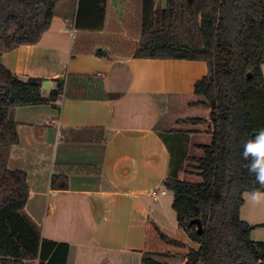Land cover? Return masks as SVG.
Masks as SVG:
<instances>
[{
	"label": "trees",
	"instance_id": "16d2710c",
	"mask_svg": "<svg viewBox=\"0 0 264 264\" xmlns=\"http://www.w3.org/2000/svg\"><path fill=\"white\" fill-rule=\"evenodd\" d=\"M60 0H0V256L34 258L41 264H67L70 244L42 237L40 227L25 212L30 195L26 171L7 163L10 147L19 142L13 110L65 97L103 98L100 75L69 74L67 82L44 94L43 77L23 78L1 61V55L23 45L37 44L48 31ZM125 0L123 23L137 42L77 39L74 53L132 56L149 59L204 61L207 75L194 86V102L210 109V118L190 117L184 122H210L212 141L199 145L204 156L192 158L202 182L179 177L188 160L190 134L195 129H164L159 135L170 154L164 185L173 192L172 207L179 228L195 245L156 227L168 244L188 248L186 254L146 252L145 264H170L159 257L182 258L184 264H259L264 262V240L251 237L260 225L241 217L245 192L259 188L241 156L243 144L264 129V0ZM107 0H79L72 26L99 32L106 24ZM90 130H78L74 141L93 140ZM98 135L102 138L101 134ZM99 138V139H101ZM191 160V159H190ZM53 175L52 187L67 188L69 173H101L97 167L65 166ZM204 226L200 235L193 219Z\"/></svg>",
	"mask_w": 264,
	"mask_h": 264
},
{
	"label": "crops",
	"instance_id": "0c3cea01",
	"mask_svg": "<svg viewBox=\"0 0 264 264\" xmlns=\"http://www.w3.org/2000/svg\"><path fill=\"white\" fill-rule=\"evenodd\" d=\"M113 1L107 0L105 28L95 32L72 26L79 0H60L37 44L1 55L2 63L14 73L43 77L51 82L50 89L69 74L101 73L103 98L65 97L62 105L48 101L13 110L19 142L8 151V166L27 173L30 195L25 212L40 227L42 237L70 244L67 264H145L146 252L186 254L184 247L176 250L156 230L189 244L179 225L168 228L163 204L156 206L169 192L170 205L174 199L164 185L171 154L159 131L195 129L190 134L189 158L179 174L191 182L203 180L192 158L203 157L199 145L212 141L210 122H184L190 117L210 118L209 108L194 103L199 99L195 83L210 71L206 62L74 53L77 39L100 40L99 45L105 46L111 39L109 25L126 29L125 0L119 10L115 4L116 17L110 14ZM115 37L137 42L130 34ZM50 89L43 88L46 96ZM78 130L92 131L93 140H72ZM69 165L97 167L101 173L73 171L67 188H53V175ZM153 188L167 193L155 201ZM255 213L241 210V217L264 226V204L256 205ZM169 258L185 263L182 258Z\"/></svg>",
	"mask_w": 264,
	"mask_h": 264
},
{
	"label": "rangeland",
	"instance_id": "374dc122",
	"mask_svg": "<svg viewBox=\"0 0 264 264\" xmlns=\"http://www.w3.org/2000/svg\"><path fill=\"white\" fill-rule=\"evenodd\" d=\"M113 2H114V5H113V3H111V5H113V7L110 10V12H111L110 14H112V16H115L116 5H117L118 10L121 9L124 0H118L117 3H115V1H113ZM166 3H167V0H157L156 6L159 8L161 6H165ZM107 30L110 31V33H109V36L111 35L110 40H115L117 38L115 36H117V35H119L120 37H125V35L130 34L129 31L127 29L122 28L121 25H119L117 27L109 25ZM247 194L245 196L246 197L245 199L247 202L241 207V210L243 211V214H249V215L255 216L256 215V213H255L256 212V205H253L249 202ZM171 196H172V194H171V192H169V195L164 196L160 201H157V203H156V206L161 205V203L163 204L164 212H166L165 215L167 216V220H168V226H170L168 228H171L172 226L177 227V225H178V219H177L176 211L174 210L172 205L169 204V200L171 199ZM163 199L166 202L163 203ZM254 220H257V219H254ZM185 234H186V239L189 241V244L197 246V244H195L191 241V239L188 237L187 233H185ZM251 237L254 240H264V226L255 227L252 230ZM174 247L176 250H178V246L175 245ZM185 250L187 251L188 248H185ZM160 258L166 260L167 262H169L171 264H179L178 262H176L178 260H174L171 258H164L163 256Z\"/></svg>",
	"mask_w": 264,
	"mask_h": 264
},
{
	"label": "clouds",
	"instance_id": "9594fccd",
	"mask_svg": "<svg viewBox=\"0 0 264 264\" xmlns=\"http://www.w3.org/2000/svg\"><path fill=\"white\" fill-rule=\"evenodd\" d=\"M241 156L248 161V171L255 176V183L260 185L247 194L248 200L253 205L264 204V129L243 144Z\"/></svg>",
	"mask_w": 264,
	"mask_h": 264
},
{
	"label": "built area",
	"instance_id": "2783aa9c",
	"mask_svg": "<svg viewBox=\"0 0 264 264\" xmlns=\"http://www.w3.org/2000/svg\"><path fill=\"white\" fill-rule=\"evenodd\" d=\"M98 75H101V73H98ZM65 82H67V77H65ZM64 99H65V94H62L57 102L59 105H62L64 103ZM167 190L165 189H157V188H153L151 190V196L152 198L156 201L159 199L160 195L162 194H166ZM41 259L40 256L38 257H34V258H15V257H6V256H0V264H41Z\"/></svg>",
	"mask_w": 264,
	"mask_h": 264
},
{
	"label": "water",
	"instance_id": "95a60500",
	"mask_svg": "<svg viewBox=\"0 0 264 264\" xmlns=\"http://www.w3.org/2000/svg\"><path fill=\"white\" fill-rule=\"evenodd\" d=\"M50 87H51V82L50 81H45L44 83H43V88L44 89H50ZM257 132H254L253 134H252V138L254 137V135L256 134ZM191 223L192 224H195V225H197V229H198V233L200 234V235H202L205 231H204V226H203V224H202V221L199 219V218H197V219H193L192 221H191ZM259 264H264V262H260Z\"/></svg>",
	"mask_w": 264,
	"mask_h": 264
}]
</instances>
